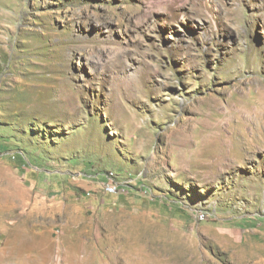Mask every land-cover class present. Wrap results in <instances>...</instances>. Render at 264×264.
<instances>
[{"label":"rangeland","instance_id":"374dc122","mask_svg":"<svg viewBox=\"0 0 264 264\" xmlns=\"http://www.w3.org/2000/svg\"><path fill=\"white\" fill-rule=\"evenodd\" d=\"M0 150V264H264V0H0Z\"/></svg>","mask_w":264,"mask_h":264},{"label":"bare ground","instance_id":"6f19581e","mask_svg":"<svg viewBox=\"0 0 264 264\" xmlns=\"http://www.w3.org/2000/svg\"><path fill=\"white\" fill-rule=\"evenodd\" d=\"M231 113H232V111L227 115V119H232L233 118V116L230 115ZM238 114L240 116V119H244V120H247L249 122L251 121V119H255L253 117V114L249 110H247L244 106L239 108ZM110 179H112V178H110ZM105 191L107 193H116L117 192V187L116 186L113 187V185L105 183Z\"/></svg>","mask_w":264,"mask_h":264},{"label":"built area","instance_id":"2783aa9c","mask_svg":"<svg viewBox=\"0 0 264 264\" xmlns=\"http://www.w3.org/2000/svg\"><path fill=\"white\" fill-rule=\"evenodd\" d=\"M109 180L110 181L106 184H111V185H113V187L118 186V184L114 180H111V179H109Z\"/></svg>","mask_w":264,"mask_h":264},{"label":"trees","instance_id":"16d2710c","mask_svg":"<svg viewBox=\"0 0 264 264\" xmlns=\"http://www.w3.org/2000/svg\"><path fill=\"white\" fill-rule=\"evenodd\" d=\"M0 152H1V150H0Z\"/></svg>","mask_w":264,"mask_h":264}]
</instances>
